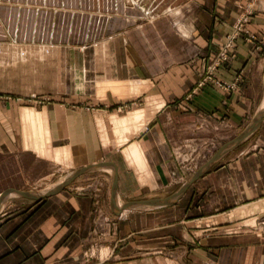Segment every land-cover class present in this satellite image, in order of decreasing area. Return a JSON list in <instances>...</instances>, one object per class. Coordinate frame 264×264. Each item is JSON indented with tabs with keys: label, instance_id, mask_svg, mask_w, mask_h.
Segmentation results:
<instances>
[{
	"label": "crops",
	"instance_id": "crops-1",
	"mask_svg": "<svg viewBox=\"0 0 264 264\" xmlns=\"http://www.w3.org/2000/svg\"><path fill=\"white\" fill-rule=\"evenodd\" d=\"M149 1L106 21L100 64L88 48L83 64L67 58L69 98L98 107L74 109L55 91L39 107L1 104L0 152L72 171L112 162L120 205L173 196L212 155L200 157L243 131L264 100V0ZM207 73L236 86L196 87ZM76 179L39 200L1 201L0 264H264V118L169 205L116 214L111 182L98 189Z\"/></svg>",
	"mask_w": 264,
	"mask_h": 264
},
{
	"label": "rangeland",
	"instance_id": "rangeland-1",
	"mask_svg": "<svg viewBox=\"0 0 264 264\" xmlns=\"http://www.w3.org/2000/svg\"><path fill=\"white\" fill-rule=\"evenodd\" d=\"M141 1V7L147 9L149 0H0V105L39 107L53 101L55 91L63 94L56 99L74 109L95 110L98 104L91 97L87 99L80 94L69 98L68 94L75 88L70 87L74 80L69 66H65L69 62L67 58L74 54L73 59L83 64L88 48L90 62L100 64V52L108 38L106 21L117 15L131 16L135 9L138 11L134 4ZM58 58L63 64L61 78L56 76ZM214 151L206 152L198 162L208 159ZM36 159L31 153L0 152V192L10 189L41 192L63 181L72 171ZM197 168L192 166L190 171ZM111 175L112 170L95 169L76 180L88 181L92 188L100 189L103 181L111 182ZM178 206L168 221L172 218L180 221L181 203ZM164 220L165 214L158 215V222Z\"/></svg>",
	"mask_w": 264,
	"mask_h": 264
},
{
	"label": "water",
	"instance_id": "water-1",
	"mask_svg": "<svg viewBox=\"0 0 264 264\" xmlns=\"http://www.w3.org/2000/svg\"><path fill=\"white\" fill-rule=\"evenodd\" d=\"M264 118V106L259 108L255 113L254 117L250 121V123L243 129V131L233 138L231 141L225 143L220 147L201 167H199L194 174L190 177V179L182 186V188L175 193L173 196L168 198H159V199H150V200H138V201H129L124 204L117 203V171L116 166L112 162H98L93 163L88 166H84L73 170L69 173L63 181L54 185L53 187L42 191V192H35V191H28V190H4L0 193V203L1 201L8 195H17L20 197L39 200L43 197L50 196L55 194L56 192L63 189L65 186L69 185L73 182L77 177L80 175L95 170V169H104L110 168L112 170L111 175V185H110V206L113 212L119 214L121 211L129 208L134 207H146V206H164L174 203L184 192V190L194 182L198 177L204 174L207 170L211 168V166L219 160L230 148L247 138L255 129L260 125L262 119Z\"/></svg>",
	"mask_w": 264,
	"mask_h": 264
},
{
	"label": "built area",
	"instance_id": "built-area-1",
	"mask_svg": "<svg viewBox=\"0 0 264 264\" xmlns=\"http://www.w3.org/2000/svg\"><path fill=\"white\" fill-rule=\"evenodd\" d=\"M245 16H242L237 23L234 25V31L231 35H229V38L227 40V44H226V48H229L232 46V42L234 41V39L236 38V36L238 35L239 32L242 31V24L243 22H245ZM247 40L248 41H252L254 39L253 35H249L247 36ZM228 57L227 51L226 49L223 50L222 52H220L219 58L217 59V62L214 63V66H216L220 61H225ZM208 81L214 82L217 86L225 89V90H233L236 86V82H231V83H226L223 81H218L215 80L211 74L206 75L205 77L201 78V80L197 83L196 87H202L205 83H207ZM261 224L264 225V217L262 218Z\"/></svg>",
	"mask_w": 264,
	"mask_h": 264
},
{
	"label": "bare ground",
	"instance_id": "bare-ground-1",
	"mask_svg": "<svg viewBox=\"0 0 264 264\" xmlns=\"http://www.w3.org/2000/svg\"><path fill=\"white\" fill-rule=\"evenodd\" d=\"M261 106H264V100H263V102H262ZM107 169H108V170H111L110 168H107Z\"/></svg>",
	"mask_w": 264,
	"mask_h": 264
}]
</instances>
